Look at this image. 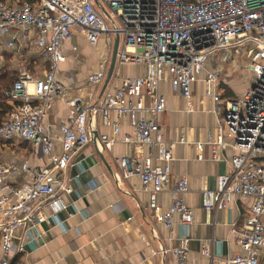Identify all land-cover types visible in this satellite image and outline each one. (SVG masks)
<instances>
[{
	"label": "built area",
	"instance_id": "obj_1",
	"mask_svg": "<svg viewBox=\"0 0 264 264\" xmlns=\"http://www.w3.org/2000/svg\"><path fill=\"white\" fill-rule=\"evenodd\" d=\"M75 30L92 45L105 34L110 56L119 36L116 62L143 66L144 74L119 77L117 86L107 85L101 92L110 66L104 58L87 75L90 89L84 96L68 98L58 74L64 45ZM35 57L42 59L38 71L28 66L35 65ZM236 57L246 58L249 84L234 99L222 98L219 71L207 63ZM7 65L16 74L6 91L14 105L0 124V149L19 139L46 164L33 166L19 157L0 161V264H12L15 257L32 252L33 241L45 233L43 224L62 226L58 214L68 209L63 196L71 192L66 172L74 154L93 140L99 149L109 150L118 142L133 147V154L116 159L120 175L139 178L154 220L168 228L175 217L183 226L193 221L185 202L186 177L171 178L174 147L194 145L197 161H220L223 148L234 150L228 170L217 176L213 188L202 190V209L214 225L216 213L235 197L250 198L243 224L232 229L244 253L221 264H262L264 0H0V69ZM163 82L182 96L186 113L195 111L193 85L201 86L202 97L210 103L207 111L216 119L204 140L192 141L182 130L176 139H165L159 125L166 108ZM55 100L70 107L59 127V152L44 126ZM125 115L131 131L120 137ZM97 116L110 134L94 137ZM20 175L29 180L16 183ZM161 192L170 199L165 209L157 204ZM173 252L174 264H187L188 239ZM201 255L204 264H214L213 240L203 242Z\"/></svg>",
	"mask_w": 264,
	"mask_h": 264
},
{
	"label": "crops",
	"instance_id": "obj_2",
	"mask_svg": "<svg viewBox=\"0 0 264 264\" xmlns=\"http://www.w3.org/2000/svg\"><path fill=\"white\" fill-rule=\"evenodd\" d=\"M76 41H81L83 46H77ZM97 44L88 43L77 30L65 43V60L60 63L58 79L63 82L68 98L84 96L90 89L87 75L96 71L106 57V53H97ZM73 46L76 50H72ZM218 63L209 62L207 67ZM120 65L124 64L116 62L107 84L110 89L118 85ZM134 66L133 75L144 74L143 66ZM161 92L166 97V108L159 117V125L165 139H176L182 130L192 141L204 140L208 131L215 127L216 119L207 111L210 103L202 97L201 86L197 83L192 87L195 107L192 113L185 112L184 99L171 91L167 82L161 84ZM69 113L70 107L65 102L55 100L44 119L55 152L60 151L59 127ZM130 131L129 117L125 115L120 123V137ZM93 134L94 137L110 134V128L102 125L98 116ZM133 153V147L121 142L109 150L99 149L94 140L80 148L66 172L71 192L63 196L68 209L58 214L62 226L43 224L45 233L33 241L32 252L15 257L13 264H174L173 249L184 238L188 239L187 264H204L201 246L209 240H213L214 264L244 253L232 229L241 227L252 200L244 196L235 197L227 209L216 213L214 225L202 209V190L213 188L217 176L228 170L227 160L235 153L234 150L223 148L220 157L224 159L220 161H197L194 145L177 144L174 147L171 178L186 177L189 191L185 194V202L192 211L193 221L183 226L175 217L170 228L154 220L149 195L142 189L139 178L120 175L116 159ZM204 156H209L208 148L204 150ZM11 157L27 159L37 167L46 164L44 157L19 139L1 146L0 161ZM27 180V176L20 175L15 182ZM169 201L167 192L157 195V204L161 208L168 207Z\"/></svg>",
	"mask_w": 264,
	"mask_h": 264
},
{
	"label": "rangeland",
	"instance_id": "obj_3",
	"mask_svg": "<svg viewBox=\"0 0 264 264\" xmlns=\"http://www.w3.org/2000/svg\"><path fill=\"white\" fill-rule=\"evenodd\" d=\"M81 41H83V39H81ZM81 41H76L77 46H80V48L83 46ZM95 49L97 53H106V57L104 58H106L107 60L111 59L109 52H107L108 49L105 43V34L101 35V38L99 39V42L96 45ZM90 53L93 54L92 51ZM32 61H35V65L31 63L29 68L38 71L39 68H41L42 59L40 57H35L32 58ZM220 62L218 64H214L213 67H215L219 71L220 88L222 90V93L228 92L235 94L236 96L241 94L242 91L247 88L250 80V71L246 67V58L236 57L226 63ZM134 67V65L129 64L120 65L119 77L135 76L133 75L135 73V71L133 70Z\"/></svg>",
	"mask_w": 264,
	"mask_h": 264
},
{
	"label": "trees",
	"instance_id": "obj_4",
	"mask_svg": "<svg viewBox=\"0 0 264 264\" xmlns=\"http://www.w3.org/2000/svg\"><path fill=\"white\" fill-rule=\"evenodd\" d=\"M23 1L26 0H20V2ZM30 65L31 63L28 64V66ZM15 79H16L15 71L14 69H11L9 65H7V67L5 68L0 69V124L3 121L5 115L12 109V106L14 105V103L12 104L8 100L6 91L10 89ZM221 97L234 99L236 96H234L232 93L221 92ZM14 259L12 260V264L14 262Z\"/></svg>",
	"mask_w": 264,
	"mask_h": 264
},
{
	"label": "water",
	"instance_id": "obj_5",
	"mask_svg": "<svg viewBox=\"0 0 264 264\" xmlns=\"http://www.w3.org/2000/svg\"><path fill=\"white\" fill-rule=\"evenodd\" d=\"M118 43H119V36H116L115 40H114V45H113V50H112V54H111V59H110V66H109V69H108V72H107V75H106V79H105V81L103 83L101 92H103V90L106 88L110 78L113 75L114 67H115V64H116V54H117Z\"/></svg>",
	"mask_w": 264,
	"mask_h": 264
}]
</instances>
